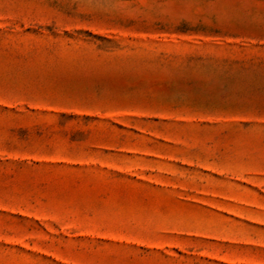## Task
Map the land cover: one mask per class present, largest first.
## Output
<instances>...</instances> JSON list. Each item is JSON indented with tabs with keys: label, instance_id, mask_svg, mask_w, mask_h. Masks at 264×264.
<instances>
[{
	"label": "rangeland",
	"instance_id": "rangeland-1",
	"mask_svg": "<svg viewBox=\"0 0 264 264\" xmlns=\"http://www.w3.org/2000/svg\"><path fill=\"white\" fill-rule=\"evenodd\" d=\"M0 264H264V0H0Z\"/></svg>",
	"mask_w": 264,
	"mask_h": 264
}]
</instances>
